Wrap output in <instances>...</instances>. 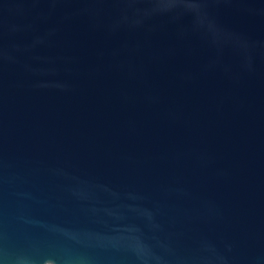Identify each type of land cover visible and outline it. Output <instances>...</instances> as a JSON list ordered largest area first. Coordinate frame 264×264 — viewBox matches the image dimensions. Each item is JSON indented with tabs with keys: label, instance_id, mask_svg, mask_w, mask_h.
<instances>
[{
	"label": "water",
	"instance_id": "obj_1",
	"mask_svg": "<svg viewBox=\"0 0 264 264\" xmlns=\"http://www.w3.org/2000/svg\"><path fill=\"white\" fill-rule=\"evenodd\" d=\"M0 264H264V0H0Z\"/></svg>",
	"mask_w": 264,
	"mask_h": 264
}]
</instances>
